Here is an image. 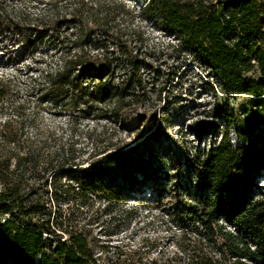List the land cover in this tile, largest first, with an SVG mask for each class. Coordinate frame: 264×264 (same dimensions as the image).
Returning a JSON list of instances; mask_svg holds the SVG:
<instances>
[{
	"label": "trees",
	"instance_id": "16d2710c",
	"mask_svg": "<svg viewBox=\"0 0 264 264\" xmlns=\"http://www.w3.org/2000/svg\"><path fill=\"white\" fill-rule=\"evenodd\" d=\"M17 2L0 0V30L15 35L26 52L50 46V58L32 77L40 99L72 109L113 102L109 118L124 129L122 111L140 102L132 87L142 83L139 57L124 39L130 28L120 23L130 7L118 0ZM143 10L177 40L179 52L187 49L216 74L222 92L264 97V0H147ZM137 41L143 44L142 36ZM17 108L0 131V263L103 264L85 228L56 217L61 199L124 198L162 162L153 136L134 146L109 138L103 147L92 136L93 153L75 163L80 171L67 188L55 179L43 192L47 172L63 167L70 151L60 150L56 161L45 156L47 141L24 138L26 119ZM191 162L193 199L185 195L171 207L178 252L144 264H264V150L246 137L238 147L222 139Z\"/></svg>",
	"mask_w": 264,
	"mask_h": 264
},
{
	"label": "rangeland",
	"instance_id": "374dc122",
	"mask_svg": "<svg viewBox=\"0 0 264 264\" xmlns=\"http://www.w3.org/2000/svg\"><path fill=\"white\" fill-rule=\"evenodd\" d=\"M7 1L19 6L17 0ZM118 1L130 7L124 22L119 20L130 28L124 39L139 57L138 77L142 79L141 85L132 87L140 102L122 111L124 129L117 130L109 118L113 102L72 109L70 104L55 108L51 100H41L43 92L32 77L40 75L50 58V46L38 44L26 52L15 35L0 30V131L5 122L17 117L14 113L21 105L26 119L24 138L47 141L43 153L55 161L60 150L70 151L63 167L54 164L47 172L49 185L41 186L43 192L50 191L55 179L67 188L80 171L75 163L93 153L92 136L100 147L109 144V138L134 146L153 136L162 162L124 198L112 202L105 194H89L86 199L65 195L56 215L65 225L85 228L101 263L144 264L178 252L180 230L171 207L185 195L193 199L187 194L194 172L186 164L195 155L215 148L222 139L238 147L241 137L264 150V97L222 92L216 74L187 49L179 52L177 40L146 16L147 0ZM140 36L143 44L137 41ZM260 186L264 187V181ZM52 207L55 210L56 205Z\"/></svg>",
	"mask_w": 264,
	"mask_h": 264
}]
</instances>
